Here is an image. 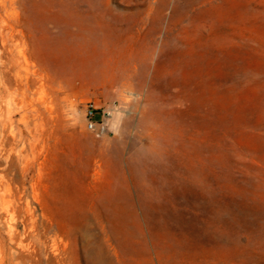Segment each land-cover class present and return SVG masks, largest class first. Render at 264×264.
Instances as JSON below:
<instances>
[{"label":"rangeland","instance_id":"obj_1","mask_svg":"<svg viewBox=\"0 0 264 264\" xmlns=\"http://www.w3.org/2000/svg\"><path fill=\"white\" fill-rule=\"evenodd\" d=\"M0 247L264 264V0H0Z\"/></svg>","mask_w":264,"mask_h":264},{"label":"built area","instance_id":"obj_2","mask_svg":"<svg viewBox=\"0 0 264 264\" xmlns=\"http://www.w3.org/2000/svg\"><path fill=\"white\" fill-rule=\"evenodd\" d=\"M98 110L93 104H89L85 109V121L88 130L96 134H103L107 130V125L103 120L98 119Z\"/></svg>","mask_w":264,"mask_h":264},{"label":"bare ground","instance_id":"obj_3","mask_svg":"<svg viewBox=\"0 0 264 264\" xmlns=\"http://www.w3.org/2000/svg\"><path fill=\"white\" fill-rule=\"evenodd\" d=\"M10 228V227H9ZM8 231V230H7ZM1 248V247H0ZM14 264V263H13Z\"/></svg>","mask_w":264,"mask_h":264}]
</instances>
